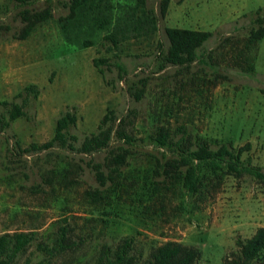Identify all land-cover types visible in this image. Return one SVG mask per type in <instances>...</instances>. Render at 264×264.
<instances>
[{"label": "rangeland", "instance_id": "374dc122", "mask_svg": "<svg viewBox=\"0 0 264 264\" xmlns=\"http://www.w3.org/2000/svg\"><path fill=\"white\" fill-rule=\"evenodd\" d=\"M67 1L31 3L35 9L50 4L52 16L17 38L23 24L19 7L0 0V23L6 26L0 29V100L7 101L0 104V233L34 232L32 242L7 264H39L44 253L36 248L37 241L50 240L64 222L77 246L45 264H99L103 247L113 249L129 234L144 257L153 245L173 239L201 248L195 264L237 258L236 239L264 226V177L224 173L204 194L186 193L178 183L165 190L162 203L148 200L152 181L163 178L154 167L164 149L151 135L157 125L166 124L174 137L184 128L212 144L249 142L244 156L250 155L264 174V38L258 43L254 73L233 62L254 11L261 7L264 14V0H170L165 16L159 0H145L156 16V28L132 29L126 35L120 31L122 23L131 24L140 14L137 0H102L107 7L99 20L79 26L84 34L78 43L68 42L57 18L66 13ZM166 25L212 34L189 65L160 68L158 42L165 50ZM96 57L107 59L99 65L102 71L94 64ZM28 84L36 85L37 95L24 89ZM135 87L143 88L139 99L131 93ZM13 102L22 105L23 113L3 125ZM111 109L131 121L127 129L136 142L115 180L102 185L90 162H102L107 150L85 153L77 147ZM66 110L76 114L68 128L73 147L25 150L49 139ZM116 143L122 140L114 136ZM149 203L153 209L148 211Z\"/></svg>", "mask_w": 264, "mask_h": 264}, {"label": "trees", "instance_id": "16d2710c", "mask_svg": "<svg viewBox=\"0 0 264 264\" xmlns=\"http://www.w3.org/2000/svg\"><path fill=\"white\" fill-rule=\"evenodd\" d=\"M15 6L19 7L18 15L23 22L18 33L14 36L25 38L35 26L52 16V6L50 4L43 8L35 9L29 5L36 0H12ZM49 1V0H48ZM170 0H159V11L161 16H165ZM63 6L67 7L65 14L59 15L58 21L61 24L62 32L68 42L78 43L81 39L82 29L79 27L83 22L99 20V12H103L107 4L102 0H68ZM140 14L130 23H122L120 31L126 35L132 29L139 31H152L156 28V16L145 6V0H137ZM261 7L254 11L252 25L242 45L235 48L233 62L241 70L252 74L255 72V59L258 51V43L264 38V14ZM3 12L0 4V15ZM103 25V24H102ZM121 22H117L116 29H120ZM6 27L0 23V29ZM165 34L168 38V45L162 49L161 42H158L161 53L159 67L167 64L187 66L200 55L199 47L211 36L210 30L199 28H188L176 25H166ZM84 34V33H83ZM104 57L93 59L98 70L99 66L106 61ZM121 68L122 65L116 62ZM28 92L37 95L38 88L35 84H28L24 87ZM264 93V87L261 88ZM139 99L143 93L142 87H135L131 92ZM0 104H7L6 100H0ZM22 105L13 102L8 108V118L3 121V125L22 114ZM118 119V120H117ZM128 119V118H127ZM127 119L125 116H117L111 109L104 113L100 119L97 130L86 135L77 147L79 151L91 153L106 149L102 162L91 161L90 165L94 169L95 176L100 184L104 185L107 180L110 183L115 180L121 167L127 163V156L132 152L130 145L136 142L135 136L127 129ZM76 122V114L66 110L57 117L54 134L43 142H32L25 150H42L54 145L62 147L71 146L69 141L74 138L68 134L70 125ZM122 140V143L112 144V138ZM151 138L159 147H163L161 155L156 157L154 171L157 175H163L162 179L152 181L147 199L151 201L163 202L165 190L173 189L178 183L189 194H204L210 187L218 185L224 173L251 174L258 178H263L264 174L261 166L252 162L250 155L244 156L251 146L249 142L235 146L230 140L215 141L210 143L205 138L198 135L193 137L190 132L182 129L179 136L174 137L171 128L166 124L156 126ZM169 152V154L167 153ZM106 167L105 173L102 167ZM214 178V179H213ZM206 179H208L206 181ZM146 209L151 210L152 204H147ZM34 239L32 230H12L0 233V264L9 263L18 252L23 251ZM239 248V255L235 259H226L224 264H264V226H258L255 232L245 239H236ZM134 236L124 235L117 241L113 249L109 245L103 247L99 255V264H195L201 256V248L196 245L184 243L182 241L167 239L151 247L147 257L139 248H135ZM77 246V241L71 234V226L64 222L57 225L54 235L50 240H39L36 248L43 251L44 257L39 264L49 263L51 258L65 251H71ZM256 262V263H255Z\"/></svg>", "mask_w": 264, "mask_h": 264}]
</instances>
